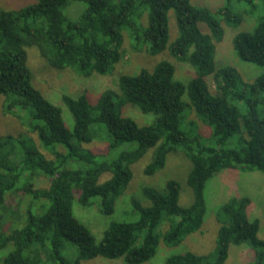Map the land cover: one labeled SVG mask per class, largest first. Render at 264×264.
<instances>
[{
	"label": "trees",
	"instance_id": "1",
	"mask_svg": "<svg viewBox=\"0 0 264 264\" xmlns=\"http://www.w3.org/2000/svg\"><path fill=\"white\" fill-rule=\"evenodd\" d=\"M238 9L255 20L251 31H238L231 40L236 56L260 69L251 82L214 61L223 25L242 23ZM169 11L177 30L170 43ZM125 34L131 52L167 50L193 76L178 81L173 65L160 61L151 70L120 75L117 90H103L94 102L85 93L62 94L73 120L68 128L61 107L33 85L27 49L35 48L52 68L104 76L125 56ZM0 100L2 113L36 138L0 135V264H81L96 257L145 264L160 242L175 247L200 231L205 184L216 173H264V0H224L214 10L192 0H32L17 9L0 8ZM128 104L153 115V121L140 124L125 115ZM197 122L211 134L200 132ZM95 141L105 142L106 150L86 147ZM125 144L129 147L119 150ZM150 149L146 176L160 171L171 152L181 150L190 161V203H179L174 179L162 188L143 186L148 203L131 197L135 213L110 221L96 239L74 215L73 203L113 214L132 165ZM39 176L49 180L47 187H35ZM17 194L12 207L9 199ZM249 203L248 197H231L215 208L212 252L175 253L164 264H224L230 245L251 249L247 264H264V239L258 237L259 220L247 215Z\"/></svg>",
	"mask_w": 264,
	"mask_h": 264
},
{
	"label": "rangeland",
	"instance_id": "2",
	"mask_svg": "<svg viewBox=\"0 0 264 264\" xmlns=\"http://www.w3.org/2000/svg\"><path fill=\"white\" fill-rule=\"evenodd\" d=\"M32 0H0V8L17 9ZM224 0H192L195 6L207 7L214 10L221 6ZM75 5V4H73ZM74 7V6H73ZM78 7V5H76ZM238 8V6L236 7ZM242 16V23L237 28H231L223 25L224 35L220 42L216 43L214 52V61L217 66H232L242 76L246 82H251L260 73V69L250 63L240 60L231 44L233 35L238 31H251L255 26L253 17L247 15L238 9ZM199 28L203 33H208L207 27L199 24ZM177 36L175 18L172 11L168 14V43L172 42ZM123 48L125 56L114 68L109 75H91L89 77H81L73 73L69 69L58 70L49 66L43 60L35 48L27 49V66L32 73L33 85L41 91V93L62 109V116L65 125L72 127L73 120L71 114L60 100L62 94L77 95L85 93L89 101H96L99 94L105 89L117 90V79L120 75H134L142 68L151 70L158 62L168 61L175 70L174 78L178 81L186 83L192 76V69L182 62L175 60L164 50L155 55H148L144 52H131L128 46L125 34ZM142 113V112H141ZM140 111L128 104L124 108V114L133 117L140 124H149L153 121V115L141 114ZM144 117L148 120L144 122ZM198 124V122H197ZM185 130H189V123H182ZM202 125V124H201ZM198 124V129L202 133L211 134V129ZM182 127V128H183ZM30 135L35 140V136L29 134L18 119L4 115L1 111L0 100V135ZM204 138V136H203ZM93 151L104 152L106 150L105 142L95 141L86 145ZM128 144L122 145L119 150L126 149ZM152 155V149L148 150L144 156L134 163L131 167L132 178L121 199L118 201L116 211L111 215H102L97 208L92 205L89 207H81L76 201L73 203L74 215L82 221L93 233L96 239L101 237L102 230L112 220H125L129 213H133L130 205V198H136L140 203L146 205L141 193L143 186H152L162 188L168 179H174L180 184L179 203L186 206L192 199L191 189L186 182V177L190 169V161L185 157L181 150L171 152L167 155L165 166L151 176L143 174V168L149 162ZM49 180L44 176L35 179L34 185L38 188L47 187ZM248 197L250 200L247 206V215L250 219L259 220L258 237L264 239V173L259 171L240 172L236 170L224 169L211 177L204 188V197L206 202V216L203 226L199 232L189 235L182 243L175 247H168L163 243H159L155 254L145 264H164L166 257L175 253L190 251L196 254L204 255L212 252L215 247V235L218 224L214 218L215 208L231 197ZM19 195L11 196L9 204L14 207L17 205ZM135 213V212H134ZM136 217V214L134 215ZM253 260V253L250 248L245 245H230L228 258L224 264H247ZM81 264H122L117 260L96 257L92 260L83 261Z\"/></svg>",
	"mask_w": 264,
	"mask_h": 264
}]
</instances>
